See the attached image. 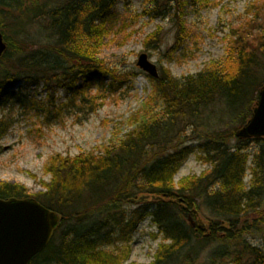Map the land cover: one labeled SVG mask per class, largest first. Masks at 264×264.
I'll return each instance as SVG.
<instances>
[{
    "label": "trees",
    "instance_id": "obj_1",
    "mask_svg": "<svg viewBox=\"0 0 264 264\" xmlns=\"http://www.w3.org/2000/svg\"><path fill=\"white\" fill-rule=\"evenodd\" d=\"M117 1L0 0V32L7 44L0 58V97L12 82L29 81L49 91L65 88L72 102L95 111L109 74L96 56ZM146 1L157 14L172 9L178 15L208 0ZM180 24L178 45L184 40ZM253 42L237 37L223 62L196 75L177 79L161 69L158 78L148 76L152 92L145 108L155 101L160 112L147 111L125 139L97 154L52 157L44 191L29 194L22 185L0 183V199L33 198L61 217L48 246L29 264H136L127 261L126 243L144 217L165 241L148 264H264V249L250 242L264 235V138L235 136L264 86V35ZM9 128L0 119V139ZM249 141L261 145L246 188L243 151ZM190 143H197L210 169L175 182L194 151ZM142 196L148 198L141 203L154 209L146 204L128 215L124 204ZM198 215L203 228L187 220Z\"/></svg>",
    "mask_w": 264,
    "mask_h": 264
},
{
    "label": "rangeland",
    "instance_id": "obj_2",
    "mask_svg": "<svg viewBox=\"0 0 264 264\" xmlns=\"http://www.w3.org/2000/svg\"><path fill=\"white\" fill-rule=\"evenodd\" d=\"M112 16L104 47L96 56L109 74L95 111L72 102V94L65 88L55 87L51 92L42 83L29 81L12 82L7 95L0 97V119L10 124L0 139V183L22 185L29 194L42 192L43 184L50 180L45 167L52 157L97 154L125 139L147 111L160 112L155 101L145 108L152 85L137 66L141 54L159 73L163 69L182 79L223 62L237 37L249 44L264 35V0H208L200 6H186L178 15L172 9L157 14L146 0H118ZM177 19L184 29L179 45ZM153 34H157L156 42L151 39ZM92 92L95 95L94 88ZM190 144L194 151L180 165L175 182L210 169L201 159L197 143ZM235 144L231 139L229 145ZM260 145L249 141L243 151L247 155L246 188ZM149 203L129 202L123 209L132 216L146 204L153 210ZM197 217L195 224L205 221L201 215ZM250 242L264 249V235L250 238ZM163 243L150 217L138 219L126 243L127 261L148 264Z\"/></svg>",
    "mask_w": 264,
    "mask_h": 264
},
{
    "label": "water",
    "instance_id": "obj_3",
    "mask_svg": "<svg viewBox=\"0 0 264 264\" xmlns=\"http://www.w3.org/2000/svg\"><path fill=\"white\" fill-rule=\"evenodd\" d=\"M6 49L7 44L0 33V58ZM137 66L152 78H158L156 66L149 62L145 54L139 56ZM235 136L241 140L264 138V86L259 91L251 118ZM146 198L142 196L131 202H142ZM187 220L192 227H204L201 220L196 224L190 216ZM60 222L58 213L33 198L0 199V264H29L35 255L48 246Z\"/></svg>",
    "mask_w": 264,
    "mask_h": 264
}]
</instances>
